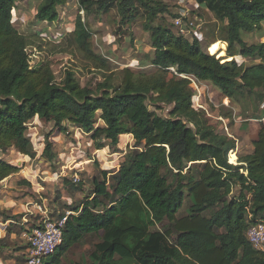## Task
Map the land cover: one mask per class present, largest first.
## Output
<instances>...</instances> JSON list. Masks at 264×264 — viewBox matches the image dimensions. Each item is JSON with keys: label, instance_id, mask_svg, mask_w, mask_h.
<instances>
[{"label": "trees", "instance_id": "trees-1", "mask_svg": "<svg viewBox=\"0 0 264 264\" xmlns=\"http://www.w3.org/2000/svg\"><path fill=\"white\" fill-rule=\"evenodd\" d=\"M16 1L0 0V151L14 148L33 158L27 123L35 117L60 131L69 124L89 135L96 150H119L125 135L133 140L116 173L100 170L92 194L69 206L63 242L42 264H60L85 235L99 238L86 264H264V253L246 237L251 224L264 222V122L252 153L230 163L235 140L216 132L205 106L195 108L190 78L209 83L230 102L264 90V41L248 44L243 38L253 32L262 36L264 0H194L218 22L222 36L217 40L226 43L223 58L207 51L217 40L202 47L196 35L188 40L165 26L159 15L168 8L159 0H78L79 11L87 15L115 8L122 24L141 15L153 49L152 68H123L114 82L78 14L71 41L103 72L100 80L84 84L71 69L58 80L49 63L30 66L27 48L33 40L14 25ZM37 2V21L53 22L68 0ZM169 67L175 69L170 76ZM162 104L172 106L167 117L149 108ZM51 147L46 137L43 155L50 161L55 158ZM20 169L0 159V181ZM234 186L239 192L231 196ZM185 198L186 213L178 216ZM17 218L4 217L11 221L7 234Z\"/></svg>", "mask_w": 264, "mask_h": 264}, {"label": "rangeland", "instance_id": "rangeland-1", "mask_svg": "<svg viewBox=\"0 0 264 264\" xmlns=\"http://www.w3.org/2000/svg\"><path fill=\"white\" fill-rule=\"evenodd\" d=\"M77 1L68 0L65 5L59 6V17L53 22H38L34 17L37 0L16 1L12 20L20 33L33 40V45L27 48L31 67L49 63L58 80L62 78L64 70L71 69L83 84L102 78L103 72L94 69L71 41L70 34L74 30L76 16L80 14L91 33V48L93 52L107 59L114 82H118L119 72L123 68H130L135 72L152 68L150 61L153 58V49L149 34L143 29L144 18L141 15H136L128 24H122L115 8L107 13L87 15L79 11ZM159 1L168 8L167 13L159 15V20L175 34H183L188 40L196 35L202 47L222 36L214 16L194 0ZM176 20L179 21L178 24ZM262 28L261 37L254 32L246 33L243 35L244 40L248 44L263 42L264 23ZM225 46V42L217 40L208 46L207 51L217 58H223ZM251 62L246 61V64ZM168 70V76L174 74L169 68ZM190 78L194 79L191 87L194 91L195 108L201 109V106H205L206 116L216 132L233 138L235 146L239 143L243 153L249 152L251 139L257 137L261 125L257 118L264 113V107H261L264 90L257 93L263 94L261 98L257 94H251L238 97L236 102H230L209 83L197 81L192 76ZM149 108L167 117L172 106L162 104L161 108ZM229 113L231 117L225 120L223 115ZM100 124L97 120L96 125ZM64 125L66 129L60 131L52 122L36 117L27 123V135L34 151L33 158L22 156L14 148L0 151L1 160L21 168L18 173L0 181V238H3L0 243V264H24L27 236L40 219L59 218L69 211V206L81 204L94 190L93 179L101 178L100 170L117 171L124 155L133 149L131 137L127 142L120 143V150L111 146L105 147L104 159H100L103 168L100 162L94 163L97 152L89 135L65 122ZM46 137L52 143L51 150L55 155L51 161L43 155ZM234 155V152H229L230 163L235 161ZM74 176L79 182L73 181ZM238 189L239 186H234L230 195L236 196ZM35 205L40 206L44 214L37 212L33 207ZM188 205V199L185 198L177 215H185ZM210 213L208 211L207 216ZM11 215H18V218L12 222L11 232L7 234V226L11 221L5 222L4 217ZM98 241L99 238L95 235H85L62 255L60 264L88 263L89 254ZM44 261L47 263L49 259Z\"/></svg>", "mask_w": 264, "mask_h": 264}, {"label": "built area", "instance_id": "built-area-1", "mask_svg": "<svg viewBox=\"0 0 264 264\" xmlns=\"http://www.w3.org/2000/svg\"><path fill=\"white\" fill-rule=\"evenodd\" d=\"M178 23L179 21L176 20V24ZM169 69L175 73L174 68L169 67ZM262 107L264 106L262 105ZM73 181L77 183L79 179L74 176ZM33 207L40 214H44L40 206L35 205ZM70 214L72 212L68 211L56 219L47 217L40 219L27 236V244L24 249V264H42L45 259L57 251V248L63 242V227ZM246 237L254 249L264 253V222L256 221L251 224L246 231Z\"/></svg>", "mask_w": 264, "mask_h": 264}, {"label": "crops", "instance_id": "crops-1", "mask_svg": "<svg viewBox=\"0 0 264 264\" xmlns=\"http://www.w3.org/2000/svg\"><path fill=\"white\" fill-rule=\"evenodd\" d=\"M240 59H244V58H241V57H239ZM244 61L246 62L247 60L246 59H244ZM261 105H263L264 106V101H262L261 102ZM262 107V106H261ZM262 117H260V116H258V121H260V122H264V113L261 115ZM263 118V119H262ZM262 119V120H261ZM130 137L131 136H129V135H125V138H124V143L125 142H127V140H130ZM256 138H252L251 139V150L249 151V152H242L243 151V148H241L240 147V145H239V143L237 144V147L235 146V148H234V150L232 151V152H234V156H235V161L233 162V161H231V163L232 164H237V158L239 157V156H241V155H245V154H250V153H252V151H253V145H252V142L255 140ZM94 150H95V152H97V154H95V155H97L95 158L98 160V162H100V164H101V158L102 159H104V154H105V149H101V150H96L95 148H94ZM119 150H120V148H119ZM102 165V164H101ZM102 167L104 168V166L102 165ZM113 173H116V171H114Z\"/></svg>", "mask_w": 264, "mask_h": 264}]
</instances>
